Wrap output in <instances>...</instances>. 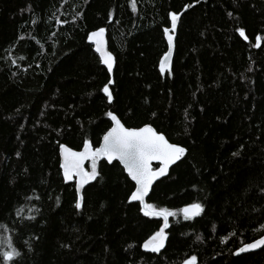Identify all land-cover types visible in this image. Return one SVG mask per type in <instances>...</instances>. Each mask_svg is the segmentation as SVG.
<instances>
[{"label": "trees", "instance_id": "16d2710c", "mask_svg": "<svg viewBox=\"0 0 264 264\" xmlns=\"http://www.w3.org/2000/svg\"><path fill=\"white\" fill-rule=\"evenodd\" d=\"M132 2L135 13L129 0H0V248L20 253L9 264H264V247L238 253L264 236V0ZM99 28L112 102L87 39ZM109 112L185 148L146 199L177 213L158 253L140 246L163 221L128 202L118 163L96 162L79 211L61 177L59 146L98 147ZM191 203L203 210L184 220Z\"/></svg>", "mask_w": 264, "mask_h": 264}, {"label": "snow or ice", "instance_id": "6c2138e0", "mask_svg": "<svg viewBox=\"0 0 264 264\" xmlns=\"http://www.w3.org/2000/svg\"><path fill=\"white\" fill-rule=\"evenodd\" d=\"M130 7L135 13L136 8L132 0H129ZM187 7V6H186ZM111 16V14H109ZM171 21V29L165 28L163 30L164 39L167 41V52L164 53L159 63V70L161 74L165 71V66L169 60L172 52V33L175 32L178 16L169 13ZM104 28H99L97 31L88 35L87 39L95 47L94 51L99 55V63L104 65L108 72V83L104 85L102 91L109 102H112V95L109 93L108 85L112 83L111 75L113 72V57L104 50ZM240 37L245 38V32L237 29ZM260 38H256L258 46ZM23 59V57H20ZM111 120V128L103 135L100 146L93 148L90 146L88 140L83 143V150L79 152L71 151L64 145L59 146L61 157L60 168L62 170L65 181H70L75 177V204L77 211L82 206L81 188L90 180H94L97 173L96 162L103 158L112 165L114 161H119L123 166V171L135 184V189L127 197L128 202H139V211L145 217H158L163 223L157 231L153 232L140 246L146 252L158 253L164 247L165 229L168 227L169 217L175 218L177 213L166 208H155L152 204L145 202V197L149 193V188L153 181L166 173L168 166L180 160L185 154V148L169 143L165 136L157 134L152 127L144 126L138 129H130L122 126L117 116L111 112L106 114ZM238 153H233V156ZM88 160L91 162V171H85L83 162ZM152 161H158L160 167L154 169ZM202 207L199 203H191L179 209L180 215L184 220H192L198 217L202 212ZM2 227V226H0ZM264 227V225H262ZM199 239V237H197ZM224 243V239H221ZM264 246V236L255 240L251 244H245L238 249V253L247 252L254 248ZM129 248L132 245L128 246ZM20 253L11 247L7 246V251L0 248V256H2L3 264H9L10 261L19 257ZM185 264H196V257L193 256L185 262Z\"/></svg>", "mask_w": 264, "mask_h": 264}, {"label": "water", "instance_id": "95a60500", "mask_svg": "<svg viewBox=\"0 0 264 264\" xmlns=\"http://www.w3.org/2000/svg\"><path fill=\"white\" fill-rule=\"evenodd\" d=\"M177 23H178V19H177ZM177 23H176V25H177ZM98 30V29H97ZM97 30H94V32L95 31H97ZM92 33V32H91ZM90 34V33H89ZM88 34V35H89ZM170 34L172 35V40H173V45H172V52H171V55H170V57H169V60H168V62H167V64H166V66H165V69H167V68H169V66H170V64H171V62H172V56H173V53H174V49H175V46H174V39H175V35H174V33H171L170 32ZM88 43L91 45V48L93 49V52L94 53H96L95 51H94V45L91 43V42H89L88 41ZM165 43H166V46H167V41L165 40ZM104 50L105 51H107L111 56H112V54L110 53V51H109V48H107V38H106V36H105V31H104ZM166 52H167V50H166ZM96 55L98 56V59H99V55L96 53ZM113 57V56H112ZM114 63H115V61H114V59H113V69H114ZM103 67H104V65H102ZM105 68V67H104ZM105 70L107 71V69L105 68ZM107 74H108V72H107ZM109 123H110V125L112 126V122H111V120L109 119ZM122 126H124V124H122ZM146 126H149V127H152V126H150V125H146ZM125 127V126H124ZM142 127H144V126H142ZM111 128V127H110ZM109 128V129H110ZM127 128V127H126ZM140 128V127H139ZM153 128V127H152ZM108 129V130H109ZM131 129V128H130ZM136 129H138V128H136ZM107 130V131H108ZM106 131V132H107ZM153 131H155L156 132V130L153 128ZM105 132V133H106ZM104 133V134H105ZM157 133V132H156ZM103 134V135H104ZM157 134H159V133H157ZM103 135H102V137H101V141H102V138H103ZM165 139H166V137H165ZM167 140V139H166ZM101 141H100V143H101ZM168 141V140H167ZM100 143H99V146H100ZM170 143V142H169ZM176 145V144H175ZM91 146V145H90ZM98 146V147H99ZM178 146V145H177ZM66 147V146H65ZM92 147V146H91ZM67 148V147H66ZM93 148V147H92ZM97 148V147H96ZM69 149V148H68ZM95 148H93V150H94ZM70 150V149H69ZM83 150V147L80 149V150H74L75 152H79V151H82ZM72 151V150H71ZM58 156H59V162H61V157H60V152H59V149H58ZM105 162V163H107L108 164V162L106 161V160H104L103 158H100L99 160H97V162ZM180 160H178V161H176L175 163H173V164H170L169 166H168V169H167V171H166V173L164 174V175H162V176H159V177H157L154 181H153V183H152V185L150 186V188H149V193H148V195L145 197V202L147 203V198H148V196L150 195V192H151V190H152V186L155 184V183H157V182H159L160 180H163L167 175H168V172H169V170L173 167V166H175L176 165V163H178ZM89 161L88 160H85L84 162H83V167H84V169H85V171H86V166H87V163H88ZM115 163H118L119 164V161H114ZM152 163V166H153V168L154 169H156V168H159L160 167V165H159V162L158 161H152L151 162ZM120 165V164H119ZM120 167L122 168V170H123V166L122 165H120ZM60 170H61V168H60ZM124 172V171H123ZM124 175H127V173L126 172H124ZM61 177H62V179H63V182H64V184H66V185H69V184H72V183H74V190L76 189V185H75V177H73V179L72 180H70V181H65L64 180V178H63V174H62V170H61ZM129 178V177H128ZM129 180L131 181V179L129 178ZM132 182V184H133V186H134V188H135V184H134V182L133 181H131ZM88 184V183H87ZM87 184H84L83 185V187L81 188V195H82V193H83V191H84V188L87 186ZM133 203H138L139 204V202H136V201H133ZM260 238V237H259ZM259 238H257L256 240H258ZM254 241H252V242H250V243H246V244H251V243H253ZM245 245V244H244ZM243 245V246H244ZM242 247V246H241ZM264 246H260V247H257V248H254V249H252V250H249V251H247V252H243V253H239V254H241V255H244V254H246V253H254V252H257L258 250H260V249H262Z\"/></svg>", "mask_w": 264, "mask_h": 264}, {"label": "rangeland", "instance_id": "374dc122", "mask_svg": "<svg viewBox=\"0 0 264 264\" xmlns=\"http://www.w3.org/2000/svg\"><path fill=\"white\" fill-rule=\"evenodd\" d=\"M165 241V240H164Z\"/></svg>", "mask_w": 264, "mask_h": 264}]
</instances>
